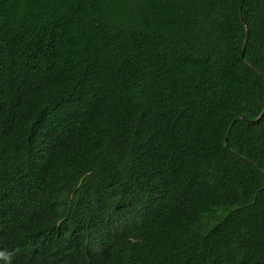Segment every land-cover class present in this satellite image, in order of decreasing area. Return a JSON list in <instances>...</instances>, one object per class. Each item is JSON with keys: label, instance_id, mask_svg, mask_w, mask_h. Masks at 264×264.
Returning <instances> with one entry per match:
<instances>
[{"label": "trees", "instance_id": "1", "mask_svg": "<svg viewBox=\"0 0 264 264\" xmlns=\"http://www.w3.org/2000/svg\"><path fill=\"white\" fill-rule=\"evenodd\" d=\"M263 111L264 0H0V245L264 264Z\"/></svg>", "mask_w": 264, "mask_h": 264}, {"label": "clouds", "instance_id": "2", "mask_svg": "<svg viewBox=\"0 0 264 264\" xmlns=\"http://www.w3.org/2000/svg\"><path fill=\"white\" fill-rule=\"evenodd\" d=\"M24 259L17 250L0 245V264H21Z\"/></svg>", "mask_w": 264, "mask_h": 264}, {"label": "water", "instance_id": "3", "mask_svg": "<svg viewBox=\"0 0 264 264\" xmlns=\"http://www.w3.org/2000/svg\"><path fill=\"white\" fill-rule=\"evenodd\" d=\"M246 41H247V38L245 39V42H244V50H243V51H245V45H246ZM263 114H264V111H263ZM263 114H262V115H263ZM262 115H261V116H262ZM261 116H260L258 119H260V118H261Z\"/></svg>", "mask_w": 264, "mask_h": 264}]
</instances>
